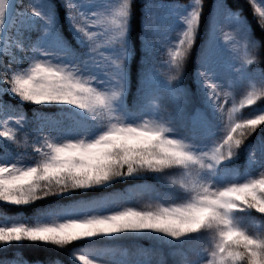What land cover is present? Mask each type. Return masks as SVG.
Instances as JSON below:
<instances>
[{"label":"snow or ice","instance_id":"6c2138e0","mask_svg":"<svg viewBox=\"0 0 264 264\" xmlns=\"http://www.w3.org/2000/svg\"><path fill=\"white\" fill-rule=\"evenodd\" d=\"M0 264H264V0H0Z\"/></svg>","mask_w":264,"mask_h":264},{"label":"trees","instance_id":"16d2710c","mask_svg":"<svg viewBox=\"0 0 264 264\" xmlns=\"http://www.w3.org/2000/svg\"><path fill=\"white\" fill-rule=\"evenodd\" d=\"M27 255L29 256L30 259L32 258V256L30 254H27Z\"/></svg>","mask_w":264,"mask_h":264}]
</instances>
